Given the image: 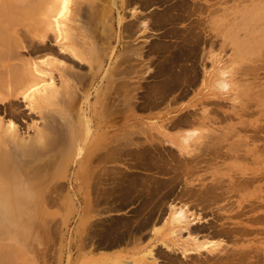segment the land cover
I'll list each match as a JSON object with an SVG mask.
<instances>
[{
	"label": "rangeland",
	"instance_id": "374dc122",
	"mask_svg": "<svg viewBox=\"0 0 264 264\" xmlns=\"http://www.w3.org/2000/svg\"><path fill=\"white\" fill-rule=\"evenodd\" d=\"M22 1L25 2L26 0ZM31 1L33 4L37 3L36 7L38 5L40 7L39 3L41 2L43 5L42 1L45 2L46 0ZM90 1L94 3L96 0H72V4L69 5L72 11H76V9L83 11L84 16L80 22L83 25H87V20H89ZM117 1V5L113 6L108 16L109 24H111L112 41L107 57L100 56L101 52L99 53L95 49V52L91 54L96 55L92 58H86L87 61L82 62L85 66L83 68L79 67V69L72 62L70 63V61L61 56L60 61L56 53L36 52V45L39 44L37 48H41L45 44V12H43L45 7L41 6L42 8L38 9L35 5L33 7V4L27 0L28 3L25 2L27 4L24 5L22 3L21 5V2H19L16 6L8 8L9 10L0 8V23L2 22L0 24V39L3 42L2 45H6L4 50L10 48L14 50L12 52L15 55L18 53L17 57L14 55L18 59L14 58L12 60L14 65L18 64L17 67L15 66L16 71L20 68L19 64L24 63V59H22L24 57L29 59H25V62L28 61V65L31 67L30 59L32 63H36L39 66L45 64L44 62L48 60L54 59L68 66L71 65L70 67L77 74L75 82L69 73L66 75L65 72L57 69L55 71L48 69L49 72H45V66L41 67L42 75L44 76L41 75L42 82L39 81L40 85L44 88L48 80L53 78L58 90L61 92V98H64L62 101L47 104L45 101L32 103L31 100H26L17 106V112L20 113L24 110L22 115L11 114L9 111L11 106H8L5 101H0V122H15L19 129V135L21 134L20 138L23 140L27 138L25 141L28 145L25 149H9V155H7L2 168L6 174L4 179L10 182H3V178L0 177V191H4L3 189L6 187L11 194L16 196V198H21L30 208H34L39 203L43 207H48L46 212L44 210L42 214H38L39 216H44V213L47 214V210L53 213L50 217L53 220V226L50 227L52 235L51 251L46 256L47 259L52 260L51 263L57 260L58 264H72L77 251L81 252L77 248L79 232L85 230L88 214L93 213L95 209L96 217L91 224L94 233L103 232L109 221L114 217L123 219L122 217L128 211L130 203L119 210H108L107 208L105 209V199L106 202L113 201L114 194L122 190L121 187L123 186L121 185H126V188L124 187L125 190L135 185L133 189L136 191L129 195L132 200L135 199V201L131 202L132 206L138 204L136 209L137 211H142L140 213L142 216H144L145 212H150L148 209L152 211L153 208L157 215L155 223H151L143 230L142 239L138 241L139 245L142 241H146L149 249L140 246L132 254L119 255L115 258L113 264H117L118 260H131L144 253L148 255L150 252H153L155 257V259L151 255L146 257V261L150 264H264V182H240L235 178L236 174L234 172L235 166L238 169L243 166L239 162L245 163L244 166L250 165L248 163L249 159L257 164L256 167L259 170L262 171L264 169L262 166L264 164L260 163L261 156L259 155L260 147L264 145V114L261 106L264 105V45L261 44V42H264V0H256L257 2L255 1L252 6H249L248 3V5L238 11L226 12L219 10L223 6L218 2L216 3L215 1L217 0H209L210 9L198 10L190 18L179 21L177 28L179 29L180 27V32L176 34L170 33L169 37L164 39L172 45L170 51L173 53L176 50V44L180 43L181 39H186L189 43L198 41L201 38L200 41L202 40L203 43H200L196 51L199 57L196 66L199 72L206 73L203 83L208 84L203 85L204 87L202 84L199 86V81V84L193 88L195 90L189 91L186 96L175 98V95L179 92H171L167 94L164 101L159 97L158 100L154 97L157 94L156 86H158L159 78L161 79L159 76L160 56L169 53L167 51L162 52L159 48L156 50L155 45L161 39L160 37L166 31V28L171 26L164 28L154 27L152 23L153 16H157L158 13L162 12L164 6L168 5L170 1L162 0L164 3H159V0H155L154 3L151 2L149 5L145 0H132L134 1L133 5L131 4L130 6L124 4L128 0ZM200 1L185 0L190 7L202 6ZM207 1L204 0V2ZM18 5L19 7L24 5V10L20 9ZM18 8L21 12L18 11ZM133 8L140 15V23L138 24H141L142 29L135 27V31L138 32L132 38L124 35L125 32L121 36L123 28L121 29V25L118 24V14L122 13L123 22L129 24V21L133 19L131 14V9ZM2 10L3 14L7 12L9 15H3ZM31 12L35 17L31 15ZM9 17H12V20ZM201 19H204V23L201 22ZM12 21L14 23H11ZM196 22L201 25L198 24V27ZM71 23L72 16H70V20L65 21L66 26L63 27V38H61L64 43H67V38L71 40L72 34L69 31ZM97 25L98 23H95V27ZM145 25H149L151 29L145 31ZM192 25L197 30H194ZM6 31L9 33H5ZM54 33V29H51L47 34L55 38L56 33ZM17 37L21 45L17 43L19 41H17ZM7 39L8 41H6ZM10 39H13L16 43L11 42L12 40L10 41ZM1 42L0 49H3ZM123 46H127L128 49L135 48L141 52V56L134 55L128 59L129 61L126 60L125 62L124 60V64L122 63L119 68L120 72L116 71L110 74L108 71L121 58ZM173 48L174 50L172 51ZM15 49L19 52L17 51L16 53ZM61 51L66 53L62 49ZM203 57L206 62L204 60L201 64V58ZM73 58L78 60L76 57ZM98 58L101 62L100 67L95 65ZM213 60L218 62L214 64ZM186 63L188 65L191 61L187 60L185 61ZM245 67L247 71H245ZM99 68L97 80L94 81L92 74L93 72L96 73ZM61 75H66L68 80L65 82V77L62 78ZM104 76L105 78H103ZM123 81L127 85L125 91L122 90V88H125L121 87ZM69 82L72 85L74 84V87H71ZM111 83L113 84V89L110 91L108 98L109 110H112L113 114H115L117 108L123 107L125 109V124L122 128H119L125 130L127 134L124 135L122 143L128 137L129 142L124 152L126 156L123 155L116 159L102 160L107 154L106 149L102 148V146L94 151L90 163L95 170L90 171L95 178L92 177L93 181L91 182L89 171H86L85 168L81 169L80 165L81 162L88 158L89 154L86 147L89 141L98 134L108 133L113 135L119 131V128L115 127L117 123H114V126L101 128L97 122L96 115L93 113L96 108H98V111L102 108V101L96 102L98 101L96 98L97 92L108 85L111 86ZM64 84L68 87V90ZM1 86L4 85H0V91L4 93L5 88L3 90ZM205 93H209V95ZM249 93L254 94L258 99V106L253 107L252 110L249 107L242 106L246 103L244 99L249 98L245 94ZM133 95L134 98H132ZM124 96L129 97L126 103H123ZM103 99L104 97L102 96ZM131 100H133V104L130 102ZM149 100L150 102H148ZM158 101H161L160 103L162 104H156ZM143 102L144 105L142 104ZM145 102L149 107H146L147 104ZM13 109H15V106ZM207 112L210 113L207 114ZM250 112L252 117H250ZM184 114H194L197 122L190 125V127L189 125H187L188 127L179 125V120H183ZM206 115L211 118L207 119L205 126H202L199 121ZM120 117L118 118L119 120L122 118ZM88 121L91 122L92 131L87 138L85 137L87 134L85 133V124ZM176 121H179V124H176ZM136 123L139 124V130L137 131L135 130ZM197 123L198 126L200 124L202 127L199 128ZM71 133L77 135V140L80 139L78 145H74ZM196 133L200 134L196 135ZM80 135L81 138L79 137ZM190 136H193L191 140H195V143L191 142L190 139V142L188 141L187 138ZM251 136L252 138H250ZM196 140L198 141L196 142ZM205 141L208 143L207 145ZM199 142H202V146ZM249 146H257L259 148L258 155H251L250 152L253 151H248ZM80 147H82L83 151L79 156ZM121 147L124 148L125 146ZM69 150L70 153L67 155ZM138 152H142L140 155L145 156V159L142 163L137 164L135 162L137 158L135 159L134 156ZM150 159L151 163L157 168L147 167L143 164L146 161L150 162ZM262 161H264L263 157ZM161 166L165 168L163 172L158 168ZM224 168H226V176L224 180H220L218 176L219 173H224ZM132 174L143 176L146 179H151L152 176L156 182H137L140 186L138 187L136 182L135 184L125 182V184L124 182H116L113 179L114 176L128 177L127 175ZM41 184H44V186ZM150 197L155 201L150 199ZM149 199L154 202L150 203ZM45 200H47V203H45ZM87 200L95 201L92 204L96 206L94 207V205L90 204L89 209L88 207L86 208ZM91 206L94 207V211H92L93 207ZM183 209L187 212H184ZM87 211L89 212L83 217V214L85 215ZM176 211L179 216H185L186 214L192 220H189L188 224H184L185 226L178 224L170 226L168 221H172ZM47 217L45 215V219ZM140 218L133 219L134 223L138 224ZM130 220L132 219H128V221ZM83 222H85L84 225L82 224ZM164 224L166 225L164 226ZM199 226L203 230H198L197 232V228H200ZM191 227H195L194 230ZM206 227L209 228L207 229ZM222 230L224 231L223 235ZM237 230L240 231L238 232ZM157 231L159 232L157 233ZM209 232L213 233V236ZM218 234H221V236ZM2 244L0 245L2 246ZM1 248H3L2 251H6L8 259H11V261H7V257L3 255L4 253L0 252L1 264H33L31 256H28L23 250L21 251L20 247V249L17 248L19 251H15L14 255L10 254L12 247L9 249L5 245ZM214 256L217 259H222L215 260ZM27 259L28 261L26 262L25 260ZM92 264L97 263L93 262ZM119 264L121 263L119 262Z\"/></svg>",
	"mask_w": 264,
	"mask_h": 264
},
{
	"label": "bare ground",
	"instance_id": "6f19581e",
	"mask_svg": "<svg viewBox=\"0 0 264 264\" xmlns=\"http://www.w3.org/2000/svg\"><path fill=\"white\" fill-rule=\"evenodd\" d=\"M144 1V0H143ZM155 0H145V2L150 3L153 2L154 3ZM157 1V0H156ZM165 1V0H164ZM170 3L168 5H165L164 8L162 9V12L158 13L156 12L157 16H153V23L152 26L154 27H168L171 26L170 28H166V31L162 34V36L160 37L161 39L159 40V42L156 43V50L157 48H159L162 52H166L169 54H164L160 56V64H159V76L161 77V79L159 78L158 81V86L157 87V94L156 96H150V97H154L157 100L159 98H161V100L164 101V99L166 98L168 93L171 92H179L175 95V98H180L183 96H186L188 94L189 91H193L195 89L194 86L199 84L200 81V85L202 84H208V83H203L204 82V78H205V74L206 73H201L197 70V59L199 58L197 56V48L200 45V43H203V41L200 39L198 41H191L188 43V41L185 40H180V43L176 44V50L172 53L170 51L171 46L170 43H168V41L166 39H164L165 37H169L170 33H179L180 32V27L179 29L177 28L179 21L181 20H186L188 17L190 18L193 14H196V12L198 10L202 11V7L198 5L196 7L192 6L190 7L185 0H169ZM256 0H250L249 1V6L254 5ZM19 2H21L25 5L27 4V0L25 2L22 0H0V8H2L3 10H7L8 8L10 9L11 7L16 6ZM38 2V1H37ZM43 2V5L41 4V2L39 3L41 6L45 7V10L43 12H45V44L44 46H42L41 48H37L36 45V52L39 51H45V52H53L56 53V56L58 55L60 61H61V57L65 58L66 60L70 61V63L72 62L75 66L80 68H83L85 66V64H83L82 62H86L88 58H92L93 56H95L96 54H91L92 52H95V49H97V51L101 54L100 56L103 57H107L108 52L110 50V46H111V41H112V31H111V27L109 24V11L112 10L114 5H117V0H96L94 3H92V1H90L89 3V20H87V25H83L80 22L83 19V11L82 10H77L76 11H72L71 10V6H69L70 4H72V0H46L45 2ZM132 0H128L126 3H124L127 6H130L131 4L133 5ZM141 2V1H140ZM139 2V3H140ZM167 2V1H166ZM248 2V1H247ZM257 2V1H256ZM29 3L33 2L29 0ZM36 3V2H35ZM58 3V4H57ZM79 3V2H78ZM144 3V2H143ZM159 3H164L162 0H159ZM37 4V3H36ZM36 4H33V7ZM45 4V6H44ZM97 4V5H96ZM135 4V3H134ZM196 4V3H195ZM20 5V6H21ZM23 5V7H24ZM30 5V4H29ZM50 5V6H49ZM81 5V4H80ZM96 5V6H95ZM154 5V4H153ZM28 6V5H27ZM40 6V7H41ZM144 6V4H143ZM19 7V5H18ZM23 7H19L20 9L22 8L24 10ZM38 9H40L39 5L37 6ZM36 7V8H37ZM135 7V6H134ZM139 7V6H138ZM141 7V6H140ZM148 7V5H147ZM205 7V6H203ZM7 8V9H6ZM17 8V7H16ZM18 8V9H19ZM30 8V6H29ZM42 8V7H41ZM128 8V7H126ZM143 8V7H142ZM8 9V10H9ZM13 9V8H12ZM18 10L21 12V10ZM28 9V8H27ZM31 9V8H30ZM34 9V8H33ZM204 9V8H203ZM206 9V8H205ZM3 10H2V14H3ZM15 10V9H14ZM17 10V9H16ZM22 10V11H23ZM29 10V9H28ZM32 10V9H31ZM37 10V9H36ZM1 11V10H0ZM39 11V10H38ZM132 11V21H129V24L124 23L123 22V15L122 13H119L118 17H119V22L118 24L121 25V29L123 28L122 32H121V36L122 34L125 32L124 35L131 37L138 31H135V27H137L138 29H142L141 24L139 25V18L140 15L135 11V8L131 9ZM15 12V11H14ZM19 12V13H20ZM25 12V11H23ZM34 12V11H33ZM195 12V13H194ZM18 13V12H17ZM40 14V11L38 12ZM118 13V12H117ZM5 16L9 15V13H4ZM3 14V15H4ZM42 14V13H41ZM12 15V14H11ZM32 15V12H31ZM44 15V14H42ZM41 15V16H42ZM16 16V15H15ZM34 16V14L32 15ZM70 16H72V23L71 25H69V31L71 32L72 36H71V40L69 38H67V43L62 42V38H63V27L66 26L65 21L70 20ZM264 16V14H263ZM28 17V16H27ZM35 17V16H34ZM33 17V19H34ZM6 18V17H5ZM4 18V19H5ZM12 17H9V19ZM17 18V17H16ZM8 19V18H7ZM21 19V18H20ZM23 19V18H22ZM31 19V18H30ZM29 19V20H30ZM14 20V18H13ZM18 20V19H17ZM16 20V21H17ZM26 20V19H24ZM32 20V19H31ZM195 20V19H194ZM204 20V19H203ZM203 20L201 19V22H203ZM199 21V20H198ZM5 22V21H4ZM193 22V21H192ZM2 23V22H1ZM0 23V24H1ZM7 23V22H6ZM11 23H14L13 21ZM10 23V26H11ZM18 23V22H15ZM95 23H98V25L95 27ZM191 23V22H190ZM189 23V24H190ZM195 23V22H194ZM197 26H198V22ZM13 25V24H12ZM15 25V24H14ZM201 25V24H199ZM203 25V24H202ZM1 26V25H0ZM4 27V25H3ZM14 27V26H13ZM196 27V26H195ZM199 27V26H198ZM136 28V30H137ZM192 28H194V26L192 25ZM1 29V27H0ZM7 29V28H6ZM54 29V32L56 33V37L53 38L52 36L50 37L49 34H51L48 31ZM150 26L149 25H145L144 30L148 31L150 30ZM197 30V28H194V30ZM4 30V29H3ZM170 30V31H169ZM189 30V29H188ZM193 30V29H192ZM190 30V32L192 31ZM200 30V29H199ZM198 30V31H199ZM9 31V29H8ZM8 31H6L5 33H9ZM66 31V30H65ZM201 31V30H200ZM3 32V31H2ZM69 32V33H70ZM187 32V30H186ZM189 32V31H188ZM4 33V34H5ZM54 33V34H55ZM66 33H68V31H66ZM193 33V32H191ZM42 34V33H41ZM1 35V33H0ZM10 35V34H9ZM14 35V34H13ZM119 35V34H118ZM161 35V34H160ZM178 35V34H177ZM11 36V35H10ZM15 36V35H14ZM23 36V34H22ZM21 36V37H22ZM184 36V35H182ZM194 36V35H193ZM202 36V35H200ZM2 37V36H1ZM25 37V34H24ZM62 37V38H61ZM215 37V36H214ZM9 38V37H8ZM130 38V39H131ZM15 39V38H13ZM13 39H10L11 42L16 43V41H14ZM17 41L19 40L18 37L16 38ZM15 39V40H16ZM118 39V37H117ZM192 39V38H190ZM194 39V38H193ZM28 40V39H27ZM26 40V41H27ZM41 40V39H40ZM197 40V39H195ZM8 41V39L6 40ZM200 41V42H199ZM215 41V40H214ZM1 42V39H0ZM20 40L17 42L19 43ZM24 42V41H23ZM31 42V41H30ZM33 42V41H32ZM179 42V41H178ZM3 42H1V46L3 47V49H0V85H4L1 86L4 90V93L2 91L0 94V101L7 103L9 107V111L10 113H14V114H19L22 115L24 114V110H22L20 113L17 112L18 108L17 106H19V104L21 105V103H24L26 100H31L32 103L37 102V101H45V103H50V102H56V101H62L61 98V92L58 90L57 85L55 84V82L53 81V78H48V83L47 85H45L44 88H42V86L40 85L41 81V75L43 74L41 67L44 65L45 67V72L48 71V69H51L53 71H55L56 69L59 71H63L66 73V75L69 73L70 75H72L71 77H73L74 81L76 80L77 74L74 72V70L66 65L65 63L59 62L57 60L51 59L48 60L47 62H44L45 64L39 66L36 63H32L31 59L29 62H31L32 67L28 65V61L25 62L26 60H29L28 58H24L22 57V59H24V63L23 64H19L20 68L18 71H16L15 66L17 67V65H14L12 62V60H14V58L17 57L18 53L15 49V52L17 53V55H15L14 52H12L13 49H7L4 50V47H6L5 43L3 46L2 45ZM8 43V42H7ZM21 43V42H20ZM19 43V44H20ZM28 43V41H27ZM168 43V44H167ZM207 43V42H206ZM214 43V42H213ZM11 44V43H10ZM43 44V43H42ZM173 44V43H172ZM262 45H264V42H261ZM21 45V44H20ZM174 45V44H173ZM19 46V45H18ZM60 46L58 49L57 47ZM174 47V46H173ZM264 47V46H263ZM1 48V47H0ZM22 48V47H20ZM25 48V47H23ZM32 48V47H31ZM34 49V50H35ZM62 50H64L66 53H63ZM123 53L120 56L121 58L119 59V62L115 63L114 67H111L110 71H108L110 74H113L114 72L118 71L120 72L119 68L121 67L122 63L126 62V60L130 59L131 57H133L134 55H139L141 56V52L137 51L135 48H131L128 49V47H124L123 46ZM153 50V48H151ZM30 50V48H29ZM33 50V49H32ZM114 50V49H113ZM149 50V49H148ZM174 50V48L172 49V51ZM14 51V50H13ZM96 51V52H97ZM154 51V50H153ZM209 51V50H208ZM19 52V51H18ZM31 52V50H30ZM33 52V51H32ZM155 52V51H154ZM157 52V51H156ZM211 52V51H210ZM14 53V54H13ZM69 53V54H67ZM143 53V52H142ZM47 54V53H46ZM155 54V53H154ZM157 54V53H156ZM208 54V53H207ZM14 55L16 57H14ZM22 55V54H19ZM50 55V54H49ZM52 55V53H51ZM54 55V54H53ZM143 55V54H142ZM23 56V55H22ZM76 57L78 60L74 59L73 57ZM212 56V55H211ZM20 57V56H19ZM54 58V57H52ZM87 58V59H86ZM208 58V57H207ZM245 58V57H244ZM18 59V58H16ZM15 59V60H16ZM19 59V60H22ZM26 59V60H25ZM122 59V60H121ZM142 59V58H141ZM192 59V60H191ZM121 60V61H120ZM191 61L190 64L187 65V63L185 64V61ZM205 60V58H201V64L203 63V61ZM22 61V62H23ZM129 61V60H128ZM210 61H212L210 59ZM209 61V62H210ZM220 61V60H219ZM37 62V61H36ZM183 62V63H182ZM206 62V60H205ZM218 61L213 60V63L216 64ZM41 63V62H40ZM69 63V62H68ZM130 63V62H128ZM211 63V62H210ZM124 64V63H123ZM96 67H100L101 62L100 59H97ZM113 65V64H112ZM152 66V65H151ZM178 66V68H176ZM263 66V65H262ZM205 67V66H204ZM247 67V66H246ZM246 67L244 68L245 71H247ZM234 69V68H233ZM250 69V68H249ZM253 69V68H252ZM100 68L98 69V71H96V73L93 72L92 74V79L94 81L97 80V76H98V72H99ZM123 71V70H122ZM121 71V72H122ZM49 72V71H48ZM236 72V71H235ZM13 73H15L13 75ZM246 73V72H245ZM87 74V73H86ZM242 74V73H241ZM66 75H61L62 78L65 77V82L66 80H68ZM105 75V74H104ZM219 75V74H218ZM44 76V75H42ZM46 76V75H45ZM47 77V76H46ZM56 77V76H54ZM105 78V76L103 77ZM101 79V78H100ZM60 80V79H59ZM58 80V81H59ZM102 80V79H101ZM63 81V82H64ZM209 81V80H208ZM42 82V81H41ZM76 82V81H75ZM102 82V81H101ZM155 83V81H154ZM44 85V83H42ZM46 84V83H45ZM234 84V83H233ZM59 85V84H58ZM65 85V84H64ZM69 85L72 87H74V84L72 85L69 82ZM113 84L111 83V86H106L104 89H101L99 92H97L96 94V98L99 102L100 100L102 101V108L98 111V108L95 109V111H93V113L96 115L97 117V122L98 124L101 126V128L103 127H109V126H114V123H117L115 127L119 128V127H123L125 124V109L122 108H117L115 110V114H113L112 110H109V94L110 91H112L113 89ZM126 82L123 81L121 83V87H124L125 89L122 88L123 91H125L126 88ZM140 86V85H139ZM66 87V85H65ZM204 87V86H203ZM68 90V87H66ZM199 88V87H198ZM197 89V88H196ZM1 90V88H0ZM203 91V90H202ZM66 92V91H65ZM68 92V91H67ZM155 93V92H154ZM201 94H204L202 92H200ZM66 94V93H65ZM68 94V93H67ZM206 95H209V93H205ZM146 95V94H145ZM148 95V94H147ZM150 95V94H149ZM152 95V94H151ZM200 95V94H199ZM102 96L104 97V99L102 100ZM142 96V95H141ZM148 97V96H147ZM149 97V98H150ZM159 97V98H158ZM14 98V99H13ZM132 98H134V95L132 96ZM148 98V99H149ZM153 98V99H154ZM129 100V97H123V103H126ZM155 100V99H154ZM156 100V101H157ZM133 100H131L130 102H132ZM150 102V100L148 101ZM153 102V101H152ZM161 101L156 102V104H162L160 103ZM70 103V102H69ZM146 103V102H145ZM68 104V103H67ZM133 104V102H132ZM144 105V102L142 103ZM147 104V103H146ZM165 104V102H164ZM217 104V103H216ZM220 104V103H219ZM6 105V104H5ZM15 106V109H13ZM148 106V104L146 105V107ZM152 106V105H151ZM168 106H170L168 104ZM13 107V108H12ZM107 107V109H106ZM149 107V106H148ZM17 108V109H16ZM136 108V107H135ZM166 108V107H165ZM89 109V108H88ZM8 110V109H6ZM21 110V109H20ZM192 112V111H191ZM190 112V113H191ZM197 113V111H196ZM194 113V114H196ZM210 112H207V114H209ZM194 114H188L185 115L184 114V118L183 120H179L180 124L177 122L176 124L179 125H192L194 123L197 122V119L195 118ZM203 115V113H201ZM121 115V117H120ZM197 115V114H196ZM14 116V115H13ZM201 116V115H200ZM121 118L120 120L118 118ZM233 117V116H232ZM211 118V117H209ZM206 116L202 117L201 120L199 121L202 126H205V123L207 122V119H209ZM213 118V117H212ZM88 119V118H87ZM214 120V119H213ZM202 121V122H201ZM140 122V121H139ZM45 123V122H43ZM102 123V124H101ZM114 124V125H113ZM173 124V123H172ZM207 124V123H206ZM139 124H135V130H139ZM99 126V127H100ZM177 126V125H176ZM198 126V123H197ZM199 124V128L202 127ZM143 127V126H142ZM185 127V126H184ZM188 127V126H187ZM46 128V127H45ZM205 128V127H204ZM213 128V127H212ZM85 133H87L85 135V137H89V135L91 134L92 128H91V122H86L85 124ZM207 129V128H206ZM209 130V129H208ZM131 131V130H130ZM147 131V130H146ZM202 131V130H201ZM126 134V131L123 129L119 128V131L116 132L113 135H109L108 133H104V134H98L96 136H93V138L89 141L88 146L86 147L87 152H88V158L84 161L81 162V169H86V171H89L90 173V181L92 182L93 179L92 177H94L93 173H91L90 170L94 171V167L91 166V161H92V155L94 153V151H96L97 149H100L101 146L102 148L104 147L107 151V154L105 155L104 158H102V160L107 161V160H111V159H116L118 157H122L125 152V148L128 145V139L125 142L122 143V139L124 138V135ZM200 134V133H196ZM204 135V133H202ZM21 135V134H20ZM19 135V129L18 126L16 125L15 122H8V123H2L0 122V177L3 178V182H10L7 179H4V176L6 175L2 166L4 161L7 159V155H9V149H14V148H27V142L25 140H27V138H25V140L21 139ZM51 135V132H50ZM127 135V134H126ZM206 135V133H205ZM136 136V135H134ZM44 137V136H43ZM81 138V135L79 136ZM197 137V136H196ZM201 137V136H200ZM213 137V136H211ZM182 138V137H181ZM185 138V137H184ZM191 138H193V136L188 137V141L189 139L191 140ZM203 138V137H202ZM209 138V137H208ZM214 138V137H213ZM217 138V137H216ZM71 139L73 140L74 145H78L79 140H77V135L75 133H71ZM44 140V138H43ZM46 140V139H45ZM87 141V140H86ZM193 140H191L192 142ZM195 141V140H194ZM193 141V143H195ZM198 140H196L197 142ZM152 142V141H151ZM190 142V141H189ZM147 143V142H146ZM206 143V141H205ZM85 144V143H83ZM197 144V143H196ZM195 144V146H196ZM199 144L202 146V142H199ZM208 143H206L207 145ZM215 144V143H214ZM217 144V143H216ZM191 145V144H190ZM213 145V144H212ZM121 146H125L124 148H122ZM157 146V145H156ZM192 146H194V144H192ZM191 146V147H192ZM204 146V144H203ZM214 146V145H213ZM218 146V145H217ZM206 147V146H205ZM210 147V146H209ZM215 147V146H214ZM79 148V147H78ZM121 148V149H120ZM194 148V147H193ZM192 148V149H193ZM212 148V147H211ZM234 148V147H233ZM198 149V148H197ZM201 149V147H200ZM215 149V148H214ZM217 149V147H216ZM232 149V148H230ZM199 150V149H198ZM83 149L82 147H80V151L79 152V156L81 155ZM67 155H69L70 150L67 151ZM192 152V151H191ZM208 152V151H207ZM210 152V151H209ZM142 153V152H141ZM140 152L136 153L134 158L136 159V163H142L145 159V156L143 157V155L141 156ZM145 153V151H144ZM194 153V152H192ZM202 153V152H201ZM211 153V152H210ZM148 154V152H147ZM146 154V156H147ZM157 154V153H156ZM203 154V153H202ZM212 154V153H211ZM163 155V154H162ZM161 155V156H162ZM195 155V154H194ZM126 156V155H124ZM173 156V155H172ZM196 156V155H195ZM91 157V159H90ZM164 157V155H163ZM193 157V156H192ZM10 158V157H9ZM194 158V157H193ZM197 159V157H195ZM195 159V160H196ZM91 160V161H90ZM193 160V159H192ZM200 160H202L200 158ZM207 160V159H206ZM8 161V160H7ZM6 161V162H7ZM199 161V160H198ZM11 162V161H8ZM7 162V163H8ZM205 162V161H203ZM157 163V162H156ZM155 163V164H156ZM145 166H151L156 167L153 163H151V159L150 162L146 161L143 163ZM159 164V163H157ZM164 164V163H163ZM158 166V165H157ZM157 168V167H156ZM160 170L163 169L165 170V168H163V166L158 167ZM150 169V168H149ZM168 169V168H167ZM159 171V170H158ZM128 173V172H127ZM166 173V172H165ZM57 175V174H56ZM122 175V174H121ZM128 177L125 176H121V177H117L114 176L113 179L116 180V182H129L132 184H138L139 182H156L152 176L151 179H146L143 178V176H139V175H127ZM95 178V177H94ZM105 178V177H103ZM100 179V178H99ZM102 179V178H101ZM103 180V179H102ZM105 180V179H104ZM157 180V179H156ZM162 180V179H161ZM95 181V179H94ZM173 181V180H172ZM138 182V183H137ZM158 182V181H157ZM126 184V183H125ZM128 184V183H127ZM163 184V183H162ZM165 184V183H164ZM130 185V184H129ZM149 185V184H148ZM123 187L122 190L118 191L117 193L114 194L113 197V201L111 202H106L105 199V205L108 210H119L122 209L125 205H127L129 202L135 201L134 197L132 200L131 197L129 196L130 194L132 195L133 191H136L134 186H127L130 187L127 190H125V186L121 185ZM138 187L139 184L137 185ZM146 186V185H145ZM170 186V185H169ZM125 187V188H124ZM142 187V186H141ZM148 187V186H147ZM120 188V189H121ZM124 188V189H123ZM137 188V187H136ZM145 188V187H142ZM141 188V189H142ZM108 189V188H107ZM140 189V188H139ZM146 189V188H145ZM4 191H0V244H2V246L0 245V252L7 257V261H11V259H8V256L6 251H2L5 245L10 249L12 247V249H10V254H15L17 251H19L17 248H21V251L23 250L25 253H27V255L29 256V251L26 247V238L27 235L29 233L30 230V216H35L37 214H42L44 212V210H41V212L37 211L34 208H30L29 206H27V204L25 202H23V200L21 198H16V196H14L13 194H11V192L8 191V189H3ZM112 190V189H111ZM109 190V191H111ZM188 191V190H187ZM106 192V191H105ZM199 192V191H198ZM112 193V192H110ZM187 193V192H186ZM206 193V192H205ZM154 194V193H153ZM194 194V193H193ZM197 194V193H196ZM135 195V194H134ZM146 195V194H145ZM151 195V194H150ZM149 195V196H150ZM183 195V194H182ZM188 195V194H187ZM218 195V194H217ZM106 196V195H105ZM168 196V195H167ZM192 196V195H191ZM198 196V195H195ZM220 196V195H219ZM130 197V198H129ZM138 197V196H137ZM152 197H154V195H152ZM152 197H150V199L154 200ZM164 197V196H163ZM182 197V196H181ZM155 198V197H154ZM190 198V196H189ZM192 198V197H191ZM46 199L48 200V198L46 197ZM149 199V200H150ZM45 200V203H47ZM138 200V199H137ZM136 200V201H137ZM150 200V203L154 202ZM160 200V199H158ZM163 200V199H162ZM198 200V199H197ZM49 201V200H48ZM70 201V200H69ZM141 201V199H140ZM148 202V201H147ZM213 202V201H212ZM142 203V202H141ZM144 203V202H143ZM159 203V202H158ZM209 203V202H208ZM68 205H70L68 203ZM157 206V205H156ZM155 206V207H156ZM160 206V204H159ZM158 206V207H159ZM93 207V206H91ZM95 207V205H94ZM94 207L92 208V211H94ZM138 207V206H137ZM140 207V204H139ZM154 207V206H153ZM144 209V207H142ZM183 208V206H182ZM180 208V209H182ZM154 209V208H153ZM152 209L148 211H150L149 213H144V216H142V218H140V222L138 224L134 223V220L132 218V220L128 221V219L123 218V219H116V218H112L109 223L107 224L105 230L101 233H94L93 236L96 237L95 242L96 243H101L102 245L100 246H105V247H117L123 244H131V241H134L137 244V247L140 248L139 246V242L142 239V233L143 230L145 228H147L151 223L154 224L156 219H157V215L155 214L154 210ZM159 209V208H158ZM179 209V208H178ZM136 211V215L139 212V216H141L142 214H140L142 211ZM173 211V209H172ZM184 211V209H183ZM186 211V210H185ZM184 211V212H185ZM134 212V211H133ZM187 212V211H186ZM176 214L173 215L172 217V221H168V223L171 225H182L185 226L184 224H188L189 220H192L191 218H188V215L185 214L179 216L177 214V211L175 212ZM45 215V213H44ZM156 215V216H155ZM139 216L137 217L139 219ZM191 217V216H190ZM27 218V219H26ZM118 218V217H117ZM186 218V219H185ZM188 218V219H187ZM26 219V220H25ZM194 219V218H193ZM137 221V220H135ZM138 222V221H137ZM136 222V223H137ZM166 223V224H168ZM83 225L85 224V222L82 223ZM164 224V226L166 225ZM168 224V225H169ZM86 225V224H85ZM104 225V224H103ZM109 225V226H108ZM95 227V226H94ZM97 227V226H96ZM99 227V226H98ZM188 227V226H187ZM185 227V228H187ZM190 227V226H189ZM193 227V226H192ZM191 227V228H192ZM200 228H197V232L198 230H203V228H201V226H199ZM214 227V226H213ZM195 228V227H194ZM194 228H192V230H194ZM207 229L209 227H206ZM188 229V228H187ZM196 231V230H195ZM193 231V232H195ZM234 231V230H233ZM238 231V230H237ZM240 231V230H239ZM238 231V232H239ZM98 232V231H97ZM159 231H157L158 233ZM192 232V231H191ZM224 231L222 230V235ZM226 232V231H225ZM232 232V230H231ZM92 233V232H91ZM210 233V232H209ZM216 232L214 231V234ZM218 233V232H217ZM220 233V232H219ZM171 234H175V233H171ZM202 234V233H201ZM208 234V233H207ZM211 234V233H210ZM213 234V233H212ZM211 234V235H212ZM226 234V233H225ZM229 234V233H227ZM216 235V234H215ZM214 235V236H215ZM221 236V234H218ZM217 235V236H218ZM209 236V235H208ZM213 236V235H212ZM225 236V235H224ZM196 237V236H194ZM211 237V236H210ZM129 240H131L130 242H128ZM86 241V240H85ZM129 244V245H130ZM216 247V245H215ZM212 247V248H215ZM19 248V249H20ZM6 249V247H5ZM185 250V249H183ZM187 250V249H186ZM191 250V249H188ZM216 250V249H215ZM227 250V249H226ZM16 251V252H15ZM196 251V250H195ZM15 252V253H14ZM185 252V251H184ZM224 252V250H223ZM0 253V254H1ZM214 253V252H213ZM234 253V252H233ZM18 254V253H17ZM24 254V253H23ZM165 254V253H164ZM227 254V253H226ZM3 255H1L3 257ZM12 255V256H13ZM148 255H151L152 258L155 259L154 257V253L150 252ZM147 253H144L143 255H140L137 258H132L131 260H118V263L120 262L121 264H150L148 263L146 260V257L148 256ZM166 255V254H165ZM186 255V254H185ZM212 255V254H211ZM233 255V254H232ZM237 255V254H235ZM17 256V255H16ZM21 256V255H20ZM26 256V255H24ZM217 256V255H216ZM1 257V258H2ZM167 257V256H166ZM211 257V256H209ZM218 257V256H217ZM150 258V257H148ZM157 258V257H156ZM175 258V257H174ZM214 258H216L214 256ZM169 259V258H168ZM171 259V258H170ZM207 259V258H206ZM219 260H221L220 258H218ZM217 258L215 260H218ZM175 260V259H174ZM213 260V259H212ZM26 262L28 261L25 260ZM172 261V260H171ZM197 261V260H196ZM209 261V260H208ZM211 261V260H210ZM200 262V261H199ZM1 264V263H0ZM155 264V263H154Z\"/></svg>",
	"mask_w": 264,
	"mask_h": 264
},
{
	"label": "crops",
	"instance_id": "0c3cea01",
	"mask_svg": "<svg viewBox=\"0 0 264 264\" xmlns=\"http://www.w3.org/2000/svg\"><path fill=\"white\" fill-rule=\"evenodd\" d=\"M248 1V2H247ZM250 0H217L215 1L216 3L218 2L219 4H221L223 7L219 8V10L221 11H238L241 10L242 7H244L245 5H248ZM201 7L202 10H204L205 8L210 9L209 5H210V1L208 0L207 2H204V0H201ZM208 5V6H207ZM205 6V7H203ZM204 8V9H203ZM236 25V24H235ZM247 92V91H246ZM245 96H249V98L244 99L246 100V103H244L242 106L243 107H249L250 110H252L253 107L258 106L257 103V98L254 94L249 93V94H245ZM256 100V101H255ZM261 105V104H259ZM262 108V113L264 114V105H261ZM251 115V112H250ZM252 117V115L250 116ZM250 121H252L250 119ZM252 124V122H251ZM252 138V136L250 137ZM258 147L257 146H249L248 151L252 150L253 152H250L251 155H258ZM261 150H263L261 152ZM259 155L261 156L260 163L264 164V161H262V157L264 159V145L260 147V152ZM248 163H250V165H245L241 162H239L240 165H243L240 167V169L237 168V166H235V178H237L238 181L240 182H264V169L261 171L259 170L258 167H256L257 164L251 162V160H248ZM264 168V165H262ZM243 168V169H242ZM225 169L224 168V173H219V179L220 180H224L225 179ZM242 169V170H241ZM42 186H44V184H41ZM95 202V201H94ZM91 200H87L86 201V208L90 207L91 205H94L92 203H94ZM130 204L128 205V211L126 213H124L123 218H129V219H135L139 216V212L136 215V207L138 204H134L132 206L131 202H129ZM89 205V206H87ZM96 206V205H95ZM126 205L123 207L125 208ZM46 208L48 209V207H43V205L41 203H39L38 205L36 204L34 206V209H36L37 211L41 212V210H45L46 212ZM132 208V209H131ZM106 209V208H105ZM134 211V212H133ZM89 211H87L85 213V215L83 214V217L86 216V214ZM84 213V212H83ZM100 213V212H99ZM45 215L48 216L47 219H45ZM44 216H39L38 214L35 216H32L30 219V230L29 233L27 235V240H26V247L29 251V256H31V261L33 264H58L57 260H54V263H51V259H47L46 256L48 255L47 253H49L51 251V242H52V235H51V229L50 227L53 226V220L50 219V217L53 215V213L49 212L47 210V214H45ZM156 216V215H155ZM96 217V209L93 213H89L88 214V221L86 223V227L85 230H81L79 233V241L77 244V248L82 252H78L75 254L74 259L72 260V264H92L93 262H96L97 264H113L115 261V258L118 257L119 255L122 254H132V252H134L135 250L138 249L137 244L134 241L129 240L128 242L131 241V244H124V245H120L117 247H105V246H100L102 245L101 243H96L95 239L96 237L93 236L94 232L91 228V224L93 222V219ZM142 218V215L139 216ZM116 218V217H114ZM92 232V233H91ZM144 232V231H143ZM85 233V234H84ZM86 240V241H85ZM146 241H142L141 244L139 246H144V248H148L149 249V245H146ZM97 251V252H96ZM119 259V258H117ZM119 264V263H117Z\"/></svg>",
	"mask_w": 264,
	"mask_h": 264
}]
</instances>
